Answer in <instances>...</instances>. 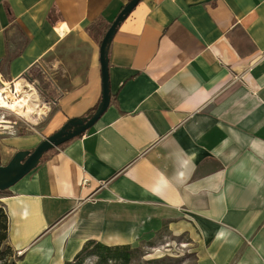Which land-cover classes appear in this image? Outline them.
<instances>
[{"label":"crops","instance_id":"crops-1","mask_svg":"<svg viewBox=\"0 0 264 264\" xmlns=\"http://www.w3.org/2000/svg\"><path fill=\"white\" fill-rule=\"evenodd\" d=\"M128 1L0 0V88L38 94L39 69L54 95L45 132H0L2 165L97 107L100 43ZM108 74L98 121L0 198L15 264L159 235H186L196 264H264V0H141Z\"/></svg>","mask_w":264,"mask_h":264},{"label":"water","instance_id":"water-1","mask_svg":"<svg viewBox=\"0 0 264 264\" xmlns=\"http://www.w3.org/2000/svg\"><path fill=\"white\" fill-rule=\"evenodd\" d=\"M141 0H129L105 31L100 43L101 98L95 111L87 116L75 117L65 122L57 131L41 140L32 150H18L10 161L0 163V191H5L35 169L43 156L53 148L83 135L102 116L110 105L111 91L108 74V48L118 26Z\"/></svg>","mask_w":264,"mask_h":264},{"label":"rangeland","instance_id":"rangeland-1","mask_svg":"<svg viewBox=\"0 0 264 264\" xmlns=\"http://www.w3.org/2000/svg\"><path fill=\"white\" fill-rule=\"evenodd\" d=\"M33 75L36 78L37 86L34 85V87L37 90V92H39L38 93L39 95L37 94L39 100L42 102L43 99L47 100L53 97L54 95L51 94V92H49L51 91V86L49 84L50 81L47 80L44 73L41 70L36 69L33 71ZM30 84H31L30 87H32V83ZM43 92L48 93L49 96H46L45 94H43ZM11 97L13 96L11 95ZM45 103L48 104L49 102L45 101ZM46 107L49 106L46 105ZM50 107H52L51 103H50ZM53 108L54 106L50 110H52ZM46 118L42 119V117L34 115V117L30 119L27 116L21 115L20 113L18 115H15L12 112L0 109V121H7L4 123L0 122L3 123L0 124L1 125L0 132L12 131L14 133H24V134L38 133V132L42 133L45 132L44 126L48 119ZM6 193L7 190L0 191V198ZM0 207L3 209L1 204ZM188 240L189 238L186 235L173 238L172 241H169L168 239L166 240V238L163 235H159L153 239H149L144 243L143 246H140L134 252V256H135L134 260L136 261L138 260V263L134 261V264H196L192 246H190ZM5 245H7L6 241L1 245V247H4ZM143 256H146L150 262H148V260L147 262H144L145 260H142ZM95 261H96V257L91 256V257H87L83 261V264H94Z\"/></svg>","mask_w":264,"mask_h":264},{"label":"trees","instance_id":"trees-1","mask_svg":"<svg viewBox=\"0 0 264 264\" xmlns=\"http://www.w3.org/2000/svg\"><path fill=\"white\" fill-rule=\"evenodd\" d=\"M95 109L90 112L93 113ZM7 228L8 218L0 207V264H15L11 247L8 244L1 247L7 239ZM136 250L137 248L129 246H106L99 242L88 241L75 256L73 264H83V261L91 256L96 257L94 264H130L135 259L134 252Z\"/></svg>","mask_w":264,"mask_h":264},{"label":"bare ground","instance_id":"bare-ground-1","mask_svg":"<svg viewBox=\"0 0 264 264\" xmlns=\"http://www.w3.org/2000/svg\"><path fill=\"white\" fill-rule=\"evenodd\" d=\"M15 87L17 91H20L23 94L18 98L11 97L9 101L1 99L2 94H0L1 105L10 109H14L17 111V113H20L21 115L27 116L28 118L32 119L35 113H38L37 110L39 105L41 104V101L39 100L35 91H29L31 89L34 90L33 88H30L28 91H23L21 81H17L15 83Z\"/></svg>","mask_w":264,"mask_h":264},{"label":"built area","instance_id":"built-area-1","mask_svg":"<svg viewBox=\"0 0 264 264\" xmlns=\"http://www.w3.org/2000/svg\"><path fill=\"white\" fill-rule=\"evenodd\" d=\"M24 88H22L23 91H28L30 89V84L29 85H26V86H23ZM4 90V91H2ZM30 91V90H29ZM32 91V90H31ZM0 94H2V98L1 99H4L5 101H9L11 99V95L13 96V98H18L20 97L23 93H21L20 91H17L16 87H15V83H11V84H8V85H5L4 88H0ZM11 94V95H10ZM0 109H3L5 111H9V112H12L13 114L15 115H18L19 113H17L16 110L14 109H10V108H7L3 105H1L0 103ZM34 115V114H33ZM36 116H39L38 114L35 113ZM0 122H7V121H0ZM3 123H0V124H3ZM1 126V125H0Z\"/></svg>","mask_w":264,"mask_h":264}]
</instances>
